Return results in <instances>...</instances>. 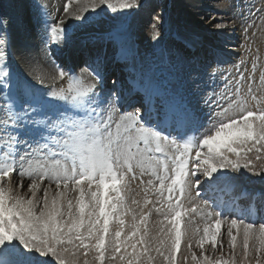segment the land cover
I'll list each match as a JSON object with an SVG mask.
<instances>
[{"label":"snow or ice","instance_id":"6c2138e0","mask_svg":"<svg viewBox=\"0 0 264 264\" xmlns=\"http://www.w3.org/2000/svg\"><path fill=\"white\" fill-rule=\"evenodd\" d=\"M34 6L47 16L41 4ZM140 7L141 0H81L71 13L67 3L63 11L75 17L77 27H86L93 16L111 12L112 19L116 14L126 17ZM162 23L157 16L154 41ZM13 24L23 30L19 13L0 14V105L8 114L2 130L6 147H26L0 156V181L12 173L27 176L31 183L27 193L22 192L23 181L0 185V264H53V259L56 264H79L81 253L83 264H178V252L182 264H189V254L190 264H264V221L257 225L250 219L251 209L222 220L227 202L204 199L202 210L192 209L200 221L189 219L182 225L189 211L184 201L192 199L193 188L197 197L203 190L231 191L242 170L261 175L248 153L264 152V97H257L249 85L241 98L237 81L234 93L218 98L217 111L205 124L183 94L151 66L133 69L137 78L129 91L115 80L112 89L104 91L99 56L79 75L57 65V74L41 76L30 64L32 78H18L6 62ZM70 39L69 21L44 20L49 53ZM107 39L116 58L127 63L132 48L126 29H113ZM57 80L66 87L47 92L37 88ZM248 97L255 108L249 107ZM21 136L33 137V143ZM137 172L145 196H155L144 200L153 207L139 218L126 197V177L136 179ZM153 211L163 217L154 230L147 226ZM222 223L227 226L230 258L212 259L204 245L217 248ZM182 239L187 253L181 252ZM194 239L199 255L192 250Z\"/></svg>","mask_w":264,"mask_h":264},{"label":"bare ground","instance_id":"6f19581e","mask_svg":"<svg viewBox=\"0 0 264 264\" xmlns=\"http://www.w3.org/2000/svg\"><path fill=\"white\" fill-rule=\"evenodd\" d=\"M36 1L37 2H41L39 4H41L42 6L45 5V4H48V3H52V1H49V2H46L44 0H36ZM54 1L55 2L53 3V5L54 6H58V1L57 0H54ZM179 1H180V4H181V7L183 8V11L187 12L189 17L193 16L192 15L193 13L201 12V10L203 8H205V7L209 8L210 6H213V4L209 5V3H211V2H205L204 0H179ZM196 1H199L198 5L196 4ZM262 1L263 0H248L247 2H245V0H242L241 8L243 7V5H245V6H247V9L250 11L251 14H253L254 9L257 10L258 12L262 13V12H264V6L262 5ZM66 3H68L66 0H64L62 2V4H63L62 5V9H60L61 13L64 12L63 8H64V5ZM149 3H150V0H145L143 4H144V6L148 7ZM187 4L189 6H187ZM70 6H71V4H70ZM71 8H72V6H71ZM229 9L232 11L233 7H230ZM142 10H141V12H142ZM145 10H147V9H145ZM71 12L72 11L70 10L69 13H71ZM52 13H53V11L51 10L50 13H47V16H44L40 12V20L43 23L42 26L36 21H31V23L33 24V25L31 24L33 35L31 33L25 34V38L27 37L28 39L26 40L25 38L22 37L21 38V44L19 43L18 47L15 46V45H17V43L15 45L13 44V47H12L13 41L10 38V34H9V42H8L7 51L12 57L11 58V64H12L13 68L17 72H19L21 74L20 77L24 76L25 73L23 71L21 72L16 67L17 64L12 62L13 58L17 59L18 62H20L21 66L23 67V69L25 70V72L27 74L31 73L29 71V65L31 64L33 66L34 72L36 74H38V75H41V76H45V75H47L49 73L57 74V68H56L57 65L60 66V67L65 68L66 70L73 71L77 75H79L81 73V71L86 67V65L88 63H91L97 56H99L101 58V61H102V64L104 65V67L107 66V69H108L107 76L110 74L112 69L120 68V67L124 66V64H126L125 62L120 63V62H118L116 60H113V58H115L116 56L114 54V45L107 39V33L108 32L90 31L91 30V26L89 24L86 27H79L78 34H76L73 31L70 32L71 33L70 42L67 45L62 46V47L52 46L51 49H50V53H49V48L45 46V41H44V36H43V33H44V20H47L49 23L53 22L54 20H59L57 18L52 17ZM137 13H138V10L135 9L130 14L128 20H130L133 17V22H134V17H135V15ZM190 13H192V14H190ZM204 15H206V13L205 14L203 13L201 16H204ZM63 18L64 19H70V22L76 20L75 17H72L69 14L67 15L66 13H64V17ZM99 18L100 17H98V16L95 17V19H99ZM60 19H62V18H60ZM213 19L216 21V19H219V18L218 17H214ZM202 20L203 19L201 17L200 18L198 17V22H200ZM262 20H263V18H262ZM211 21H213V20H211ZM133 22L129 23V28L126 27L127 22H125L124 26H123V28L126 29L129 37L133 38L132 42L134 43V47L133 48L131 47L132 48V56L129 58L127 63H132L136 59V62L139 65H148V64L158 65V64H161L162 65V70H163L161 75L163 76V78H166V77H168L169 74H171L169 79L173 80V78H176L177 80H180V83H182L183 85H186L188 87V91L189 92L191 91L194 94L196 92H200L201 91V86L198 84V82L194 83L192 81L191 83H189L191 74H195L196 75V74H199L200 72L199 71H195L196 73L193 72V71L188 72L186 70V64L188 65V63L191 60L186 62L185 60H183L181 55H187V53L192 52L193 50L195 51V49L196 50L203 49V47H201V46H203L202 40L203 39H208L209 40L210 36L209 35H205V36H201L200 35V37H197V36L193 37V36L189 35V37H190L189 39H191L193 41V44H192L191 48H189V46L187 48L185 46V45H187L186 43L184 44V43H182L180 41L174 40L173 35L170 32H164L162 30L161 39L155 43V41L151 42L148 39L141 40V34L142 33H141V29L140 28L137 30V36H133V32H134L132 30ZM78 23L79 22L77 21V22H75L73 24H70L69 25V29L75 30L77 28ZM203 24L204 23H202L201 25H198V26H200L201 29L209 31L210 28H208V26H205L206 24L205 25H203ZM215 26H217V25H215ZM193 29L196 30V28H193ZM258 29H259V32H257L256 34H251L250 37H249V40L247 39V42H248L249 46L252 47L253 49H257L258 48L257 44H259V49H260V47L262 45V42L264 43V41H263L264 40V36H263V32L261 31L262 27L259 26ZM144 31L145 30H143V32ZM199 32L202 33L203 31H199ZM144 34H145V32H144ZM11 36H13V34H11ZM257 36L261 37L260 39H262V41H260L258 39L260 41V43H257V41H256ZM143 42H145V45L143 44ZM166 42H171V43L175 44V46L180 50V53L176 54L174 52V50L172 48H170L166 44ZM141 44H142V47H141ZM35 47H36V49H35ZM37 47H38L39 51H37ZM158 50H163L165 52V54H164L163 51H161L163 53V55H160L159 53H157ZM263 52H264V50H261V49L259 50V54L261 56L263 55ZM254 57H255V53L252 52L249 55V59H248L249 66L247 68V70L249 72V77L252 78L250 81L253 84H254V81L258 79L259 69H260V67H259L260 66V59H258L256 61V63H255V66L253 68H251L250 64L253 62V58ZM14 69H13V71H14ZM260 71H261V69H260ZM61 84L63 86H65V83H61ZM104 84H105V82H104ZM48 85H51V84H48ZM260 85H261V88H259L260 86H256L255 85V87L258 90L255 95L257 97H264V83H262L261 79H260ZM243 90L246 91V92L248 91L247 83H245V85L243 87ZM189 104H190V102H189ZM251 108H255V107L251 106ZM22 147L25 148V145H22ZM230 174L236 175L235 173H231V172H230ZM10 175H11V173H10ZM13 176H16L18 181L21 180V179L23 180L24 183H26V181H28L27 180L28 179L27 176L21 177L18 174H15V175L12 174L11 176H9L8 179L10 180V177H13ZM129 178H130V181H129L130 183L127 184L128 186H132V185H136V184L140 183V182L138 183L136 181V179H132L131 176H129ZM136 178H141V177L138 176L137 173H136ZM143 178H145L144 179L145 181L148 179L147 176H144ZM240 182H242L244 185L242 183H240ZM3 183H4V181H2V183L0 185H2ZM233 184L236 185V189H238V186H240L239 189H240L241 193L242 192L245 193L246 191H251L252 192L251 193V195H252L251 201L252 202H253V199L255 201V197L257 199H259V202L255 201L253 203V205H251V207L248 208V209H251L250 219L257 221L258 218L256 217V213L253 216V210L254 209L252 208V207H254L256 205V202H257L258 209L261 212H264V203L261 200L262 197L264 196V190H261V189H264V187L260 185L259 179H258V182H255L253 180H248V182H247V181L241 179V177H239V179L234 181ZM142 186H144V185H142ZM16 190H19V189L17 188ZM139 190H141V188H139ZM143 191H139V194L141 193L142 195H145V193H143ZM209 191H211V190H209ZM25 193H27L26 190H25ZM211 193H214V192L211 191ZM139 194H138V196H139ZM201 194H203V193H201ZM73 195H74V193H73ZM196 195H197L196 191L193 188L192 199H190V200L186 199L184 201V203L187 202V207H188V210H189L190 219L199 222L200 221V215H199L198 211L194 212V211H192V209L202 210L203 209V204H202V200L199 199ZM127 196L128 195H126V197ZM138 196H136V197H138ZM148 196H154V194L152 192H149ZM221 196H223V195H221ZM154 199H155V196H154ZM130 200L131 199H128V197H127L128 206L133 204L132 203L133 200L138 202L137 199H133L132 201H130ZM143 200L144 199H142V202H143ZM149 200H151V199H149ZM237 202H241L240 199H238ZM137 206H138V204H137ZM147 206L149 208L153 207L152 204H149ZM156 207H159V205H156ZM135 208H136V206H135ZM135 208L134 209L132 208V210L135 211V214H136L137 218H139V216L142 215L143 212H146L145 208H147V207H144L139 212H136L138 210H135ZM194 215H196V218H195ZM229 215H231V214H229ZM227 217H229L228 214L224 215L222 217V219H224V218L228 219ZM254 217H256V218H254ZM127 218H128L127 221L131 220L130 216L127 217ZM161 219H163V217L156 215L155 211H153L149 215V219H148V221L150 222V226L152 227L151 229L154 230L155 229L154 226H155L156 222L158 220H161ZM187 219H184L182 221V225H183L184 221H186ZM258 224H259V222H257V225ZM225 226H226V224H225ZM201 231H202V227H201ZM153 234H154V232H153ZM182 241L183 242H181V244H182L181 252H185L186 253V249L184 248L185 247L184 246L185 245L184 240L182 239ZM193 241H195V239ZM193 241H192V244H196V242L194 243ZM187 247H188V245H187ZM182 249H184V250H182ZM237 257H239V255ZM157 264H159V261L157 262Z\"/></svg>","mask_w":264,"mask_h":264},{"label":"rangeland","instance_id":"374dc122","mask_svg":"<svg viewBox=\"0 0 264 264\" xmlns=\"http://www.w3.org/2000/svg\"><path fill=\"white\" fill-rule=\"evenodd\" d=\"M44 1H46V2L52 1V3H48V4L43 5L44 10L47 13H50L52 10L53 11L52 17L57 18V19H60V18L64 19L63 18L64 12L63 13L60 12V9H62V5H63L62 2L64 0H57L58 6L53 5V3L55 2L54 0H44ZM66 1L68 2L67 4L69 6V11L75 10L78 7V4L81 2V0H66ZM144 1L145 0H141V7L138 9V13L134 17V22L132 24V26H133L132 30L134 31L133 36H137V30L140 28L141 33H142L141 34V40L148 39L151 42L154 41L152 38V33H153L152 25L154 23H156V17L161 16L162 20H163L162 25L165 26L167 29L175 28L176 30H178L182 33H185V34H187L188 30L190 29V31L188 33V37H189V35L193 36V37L194 36L200 37V35L201 36L209 35L210 37H211V35L214 36L208 44V46L214 47V48H212V52H213L212 59L208 60L206 63H210L214 66L225 65V64L233 63L234 60L237 58V56H242L244 54L243 52H240V49H241L240 45L243 44V42H245V38H246L245 35H246L247 31L244 29L242 31V34H238V32L240 30V27L246 26V17L244 15H241L235 24L225 28V30H226L225 32H223V30H221L220 27L218 30V27L215 25H222V23L225 22L226 19L228 18L226 15L229 14L228 10L227 11L224 10L226 8V6L224 4H222L223 2H221V0H213V1L212 0H204L205 2H211V3H209V5L213 4V6H210L209 7L210 9L208 7H205L199 13H193V14L190 13L193 15L191 17H189L187 12L183 11V8L181 7L179 0H172L171 7L169 8L171 13L168 14L167 16L164 15V7H165V4L167 5L166 0H163V5H161V3L158 0H150L148 7L144 6V4H143ZM113 2H115V0H113ZM34 3L39 4L41 2H37L36 0H0V14L6 13L10 16H16V14L19 13L20 18L23 22V30H18L17 27L15 26V24H13L9 27L8 31L10 34V38L13 41L12 47H13V44L15 45L16 43H17V45H15V46L18 47V44L19 43L21 44V38L22 37L25 38V34L31 33L33 35L31 21H36L42 26L43 23L40 20V11L38 10L37 7L34 6ZM69 3L71 4L72 8H71ZM198 3H199V1H196L197 5H198ZM217 3H220L223 6L222 7L223 9L221 10V12L225 13V15L219 16L220 15L219 10H215V8L217 6L219 7V5ZM151 6H153V8H150ZM187 6H189V5L187 4ZM145 9H147V10H145ZM134 10H131L130 14ZM141 10H142V12H141ZM203 13L204 14L206 13V15L201 16ZM112 15L113 14L111 12H109L108 16H98V17H100L99 19H95L96 16L91 17L90 22H89V25L91 26L90 31L110 32L117 27L124 26V23L129 18V15H127L125 17L121 14H116V18L112 19V18H110ZM215 15H217V16H215ZM213 16L218 17V18L221 17V18L216 19V21H215L213 19ZM168 17H170V19L165 20V18H168ZM198 17L199 18L201 17L203 20L198 22ZM65 20L69 21V25L77 22L76 20L71 21V22H70V19H65ZM211 20H213V21H211ZM230 22H232V20L228 21L227 23H230ZM202 23H204L203 25L206 24L205 26H208V28H210V30L207 31V30L201 29V27L198 25H201ZM193 28H196V30H194ZM143 30H145L144 31L145 34H144ZM217 30L218 31L221 30L220 32L222 34L217 33ZM72 31L75 32L76 34H78L79 27H77L75 30L69 29V32H72ZM199 31H203V32L201 33ZM210 31H211V34H210ZM261 31H262V29H261ZM159 32H160V36H159L158 40H155V43L161 39V34H162L161 33L162 32L161 26L159 27ZM11 34H13V36H11ZM43 36H44V33H43ZM263 36H264V33H263ZM260 38L261 37L257 36V38H256L257 43H260V41H262V39H260ZM25 39L27 40L28 38L26 37ZM143 44L145 45V42H143ZM263 44L264 43L262 42V45L260 47L261 50H264ZM141 47H142V44H141ZM201 47H203V46H201ZM257 47H258L257 50L259 51L260 50L259 44H257ZM35 49H36V47H35ZM37 51H39L38 47H37ZM8 58L10 60L9 55H8ZM243 58L245 59V57H243ZM12 62L16 63L17 64L16 67L21 72L23 71L25 73L24 76H28L29 79L32 78L31 73L27 74L17 59L13 58ZM261 66H262V62L260 61L259 67H261ZM175 81L178 82V80L176 79L172 82V84H174ZM255 82H257V80L254 81V84H255ZM61 83H63V82H61ZM50 84H52V83H50ZM259 88H261V86ZM196 95H199V94L196 93L195 95H193V102H196V100H195ZM257 155L260 156V159H256ZM248 156L252 160V164L255 167L256 171L260 172L261 175H253V174H250L248 172V170H242V174L239 177H241V179H243L247 182H248V180H253L255 182H258V179H259L260 185L264 187V152L257 154L254 151V152L248 153ZM137 175L140 176L139 172H137ZM143 179H145V178H143ZM201 179H203V177H201ZM17 180L18 179L16 176L10 177V181H12V182H14V181L17 182ZM21 180H19V182H17V183L19 184L21 182ZM140 180H141V178H136V181L138 183L140 182ZM4 182H6V181L4 180ZM128 182H129V180L126 181V183H128ZM17 183H15V184H17ZM240 183H242V182H240ZM27 184L28 183L24 184V188L22 190L23 193H25V190L27 192ZM44 184H47V182L45 181ZM2 185L5 186L4 183ZM12 185H13V183H12ZM53 186L55 187V185H53ZM139 188H141V190H139ZM143 190H144V186H142V184L139 183L136 185L128 186V191L126 192V195H128L127 196L128 199H131L130 201H132L133 199L138 200V202H139V203H137L138 206H137V204L129 205V208H131V209L132 208L134 209L136 206L135 210H138L136 212L141 211L144 207L149 208L147 205H144L145 199L154 200V196H148V194H147V196H145V195H142L141 193L139 194V191H143ZM261 190H264V189H261ZM17 191H21V189H19ZM52 191H54V190H52ZM228 192L235 193V191H228ZM137 193L139 194V196ZM143 193H144V191H143ZM28 194L30 195V193H28ZM38 195H42V192H39ZM71 195H73V194H71ZM134 196L135 197L138 196V197L135 198ZM247 198H250V196H247ZM142 199H144L143 202H142ZM246 200H248V199H246ZM184 204H185L184 207L186 209H188L187 202H185ZM147 208H145L146 212L148 210ZM194 216L196 218V215H194ZM185 217H184V219H187V218H188L187 220L190 219L189 211L186 213ZM230 218H234V217H228V219H230ZM127 220H128V218L126 217V222H128ZM222 220H224V219H222ZM147 222H148L147 226L149 227V229H151L152 227L150 226V222L149 221H147ZM155 226H156V224H155ZM234 232H235V230H234ZM201 233H202V231H201ZM193 242L195 243V241H193ZM184 243H185V245L184 244L183 245L185 247L184 246L183 247L186 249V253H187L188 247H187V244L185 241H184ZM221 245H222V248H221ZM181 247H182V244H181ZM182 250H184V249H182ZM192 250L194 252H196L197 255H199L200 248L196 244H192ZM240 250L241 249H238L237 251L240 253ZM204 251H205V254L210 256L212 259H215L217 257H221L223 259H229L230 258L231 249L228 245L227 227L225 226V224L222 223V232H221V235L217 238V248L213 249L210 243H206L204 245ZM238 252H237V256L239 255ZM181 258L182 257L180 255V252H178V254H177L178 264H182ZM237 258H239V257H237ZM84 259H85V257L81 253L79 256V264H83ZM87 259L92 261L93 257L91 255H89L87 257ZM189 260L191 261V255L190 254H189ZM190 261H189V264H190ZM53 264H56L54 259H53Z\"/></svg>","mask_w":264,"mask_h":264}]
</instances>
